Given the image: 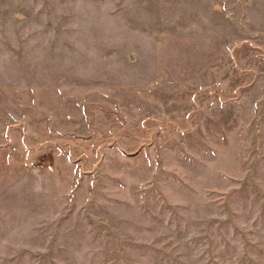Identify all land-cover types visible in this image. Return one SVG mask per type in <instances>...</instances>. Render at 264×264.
<instances>
[{
    "label": "rangeland",
    "instance_id": "obj_1",
    "mask_svg": "<svg viewBox=\"0 0 264 264\" xmlns=\"http://www.w3.org/2000/svg\"><path fill=\"white\" fill-rule=\"evenodd\" d=\"M0 264H264V0H0Z\"/></svg>",
    "mask_w": 264,
    "mask_h": 264
}]
</instances>
